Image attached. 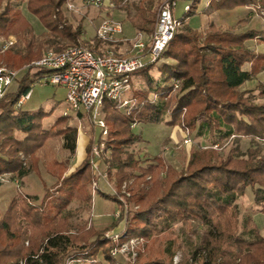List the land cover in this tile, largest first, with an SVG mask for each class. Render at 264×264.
I'll use <instances>...</instances> for the list:
<instances>
[{
	"label": "trees",
	"instance_id": "16d2710c",
	"mask_svg": "<svg viewBox=\"0 0 264 264\" xmlns=\"http://www.w3.org/2000/svg\"><path fill=\"white\" fill-rule=\"evenodd\" d=\"M69 1L0 0V37H17L15 46L0 52V64L19 72L0 98V176L9 174L22 180L31 172L38 174V153L53 138L62 141L60 148L70 156L75 154L77 130L67 124V118L58 117L49 129H43L42 121L52 110L16 108L19 98L43 75L42 71L24 67L39 59L47 47L56 52L70 46L102 51L99 42L82 39L81 25L72 27L68 23L63 8ZM188 1V9L178 18L181 24L200 13L202 0ZM23 2L43 25L45 32L41 35L31 36V26L19 7ZM207 3L204 11L208 14L253 8L264 16V0ZM155 20H150L146 6L137 5L130 23L137 32L151 35ZM247 22L243 19L238 24L245 26ZM198 37V31L187 24L175 32L160 58L161 79L148 77L147 88H132L135 104L128 113L104 101L107 136L103 146L109 154L103 165L115 193H106L95 181L91 184V140L85 146L84 159L67 175L65 164L52 160L46 170L56 181L44 187L39 201L37 197L19 194L10 200L4 213L0 212V264H98L100 255L105 262L118 264L110 254L112 248L130 238L155 242L175 224L196 229L202 226L194 250L195 256L204 253L205 264H264V236L252 218L247 222L254 237L246 240L240 236L235 210L236 201L250 188L253 206L264 214V148H251L247 157H241L239 152L241 138L248 139L251 145L264 146V102L259 101L264 98V83L242 89L264 71V53L256 50L264 46V26L235 33L210 23L201 46L196 45ZM56 39L59 41L54 43ZM170 59L174 65L165 62ZM247 64L249 69L243 70ZM173 80L180 82L176 92H172ZM166 113L169 119L165 125L182 127L211 141V147L192 148L179 170L165 165L158 156L147 158L142 165V152L133 150L142 140L132 133V126L160 123ZM17 133L23 136L16 138ZM231 138L235 146L226 152L213 149ZM130 181L132 186L126 191L130 196L126 198L121 188ZM92 192L115 202L121 210V198H125V227L117 240L105 237L116 222L101 230L87 228L86 222L77 226L71 223L73 214H90ZM72 203L78 208L71 209ZM229 242L235 249L221 254ZM162 254L163 257L134 264H172L171 243Z\"/></svg>",
	"mask_w": 264,
	"mask_h": 264
},
{
	"label": "rangeland",
	"instance_id": "374dc122",
	"mask_svg": "<svg viewBox=\"0 0 264 264\" xmlns=\"http://www.w3.org/2000/svg\"><path fill=\"white\" fill-rule=\"evenodd\" d=\"M14 1V0H13ZM83 0H78L75 2L74 6L76 7L77 11H69L65 5L63 8L64 13L69 20V24L72 27H77L78 25H81L82 30L84 32L83 39L88 40L90 42H94L95 39L93 36H95V28L94 25L97 23L98 17L101 15V12L94 9V8H84L83 7ZM145 0V4H142L143 6H146L147 11L149 13V18L151 21H154L156 19L157 10L160 4L164 0L155 1L150 4V0ZM139 3V0H129L126 5L124 6L125 9L131 11V15H133L134 7ZM188 0H176L175 6L173 8V16L176 19H180L184 15V12L186 10V4H188ZM205 1L202 0L200 3L199 9H204ZM141 5V4H140ZM20 9L22 12V15L27 20L29 25L31 26L32 37H36L41 35L45 32V29L39 19L35 17L33 14L28 12L26 9V2H23L20 4ZM255 12H252V20L250 19L251 27L255 29H262L264 26V16L261 15V13L254 9ZM135 12V11H134ZM223 13H215L208 18L203 13H198L197 15L188 18L187 24L190 28L196 29V28H204L207 27V24L210 23H218L219 26L222 29H230L235 33L244 32L245 27L243 24H238V22L235 23V19H232V21L228 20V17H222ZM112 17L114 20L120 21L122 24V34L118 36V38L125 37L127 39H132L135 33L134 28L132 27L129 20H127L123 15H118L116 13H112ZM239 20V18H237ZM248 23V22H247ZM184 23L181 24V26ZM185 25V24H184ZM180 26V27H181ZM250 26V25H249ZM179 27V28H180ZM244 27V28H243ZM205 29L203 32H198L199 37L196 45L201 46L202 44V38L205 33ZM247 31V30H246ZM12 37L16 40L17 44V37L15 35H9L4 38ZM2 38V37H0ZM59 40L56 39L54 43L58 42ZM15 44V45H16ZM14 45V46H15ZM50 48L47 47L45 51L49 50ZM144 61H147L148 58L144 57ZM168 65H174L175 61L166 60L165 61ZM162 61H159L158 63L154 64L152 67L147 69L146 71H138L137 73H134L131 75V86L133 89H139L143 90L147 88V80L148 77H151L155 80L161 79V73H160V67ZM4 64H0V67H4ZM34 72V71H33ZM261 74V73H260ZM260 74H258V79L255 80L256 82H260ZM19 76V75H18ZM165 77V75H162ZM19 78V77H18ZM254 84V86H255ZM15 86V83L13 84ZM13 86V87H14ZM253 86V87H254ZM251 87V89L253 88ZM13 89L12 87L10 90ZM247 89V88H242ZM249 90V89H248ZM31 99L21 107L23 110H34V109H43L45 112H49L52 110V113L48 115L43 121H42V127L43 129H49L55 122L58 117H62L63 113L65 112V103H64V92L61 88L49 86V85H34L32 86V92ZM150 98L152 100H155L154 96L151 95ZM260 102H264V98L259 99ZM71 116V115H70ZM67 118V124L71 127L78 128L82 127L81 134H85L84 141L91 140L92 145L89 146L90 148L93 145H98L100 140V134L101 130L97 127L92 126L86 119H81L80 122L77 119H74V117H65ZM169 115L166 113L162 121L160 123H140L135 125V127L132 129V133L134 135H137L141 138V142L137 144V146L134 147V151L140 150L142 154L140 155V159L144 160L142 162V165L146 164V160L149 157L152 156H160L163 163L165 165H171L175 167L177 170H179L182 166L186 164L187 160L189 159L190 150L192 148L196 149H202L211 147L208 137H196L194 133H191L188 131V135L190 137L191 143L185 145L183 143L186 131L182 127H169L168 125H165V122L168 121ZM171 132L173 137L169 139L168 134ZM16 136V134H15ZM16 138H21L18 134ZM230 140H227L223 143V145L213 146V149L216 150H229L230 148L234 147V142ZM241 144H239V152L241 157H247V151L251 148L256 149L257 151H262L264 146H254L251 145L249 140L247 139H240ZM240 142V141H239ZM61 140L59 138H53L51 139L47 145L38 153L39 161L38 163V174H30L23 178L22 180L13 177V175H1L0 176V212L4 213L8 207V204L10 200L16 196V195H27V196H33L37 197L38 201L41 199L44 193V187H48L52 183V179L47 176V174L44 172V168L47 164L50 165L51 161L54 159H65L66 156H70L68 152H63L61 150ZM132 150V149H131ZM109 153H105V150L100 154V172L101 174L105 175L103 178L97 176L95 173H93L94 177L91 182V184L95 181L96 185L103 189L106 193L114 194L115 188L112 181L107 178V175L105 174V169L103 162L106 156H108ZM71 157V156H70ZM39 162H41V167H39ZM163 174V173H162ZM3 179V181H1ZM149 180V178H147ZM16 180V181H15ZM132 186V181L128 182L127 184H124L121 188V193H123L126 198L130 196V194L127 191V187ZM92 188H94L91 185V191ZM125 198H121V201L123 203V209L121 210L117 204L113 201L105 200L99 197L96 193L92 192V209L89 213H76L73 214L71 218V223L74 226L80 225L83 222L87 223V228L94 227L97 230L104 229L112 222H116V227H114L111 231L106 232V235H119L123 232L125 227V216L127 213V205L125 203ZM71 209H77L78 205L76 203H72L70 205ZM235 210L237 212V216L239 219V235L244 237L246 240H250L254 237V234L252 232V229L250 227V224L247 222L249 219L252 218L254 223L257 225V228L259 229V233L261 236H264V215L257 212V209L253 206V194L250 190V188H247L245 191V194L243 197L239 198L235 203ZM99 218L104 219V221H94L98 220ZM112 220V221H111ZM111 221V222H110ZM102 222V223H101ZM202 231V226H199L197 229L194 227H189L181 224H175L173 227H171L168 231L161 234L159 238H157V241H152L145 238H130L125 240L122 244L115 246L110 250V254L112 250L115 248H119L123 245H127L130 247V244L133 245L131 252H127L124 255H114L112 257H116V261L118 264H134L138 260H144L147 258V260H152L158 257H163L162 251L165 247L168 246V243H171L172 249L174 251V254L172 256V264H205L206 262V256L203 255L204 253L195 256V250L194 247L197 243V234ZM198 232V233H197ZM109 239H112L109 237ZM114 240V239H113ZM117 240V239H115ZM27 245V242L25 243ZM235 249V246L233 243H230L223 246L221 250V254L233 251ZM99 263L98 264H109L103 260V257L99 256Z\"/></svg>",
	"mask_w": 264,
	"mask_h": 264
},
{
	"label": "built area",
	"instance_id": "2783aa9c",
	"mask_svg": "<svg viewBox=\"0 0 264 264\" xmlns=\"http://www.w3.org/2000/svg\"><path fill=\"white\" fill-rule=\"evenodd\" d=\"M82 3L86 9L94 8L101 12L97 19L94 38L101 44L102 51H91L81 46H70L59 52L49 49L39 59L25 66L24 70L43 72V75L32 86L49 85L64 90L65 112L63 117L73 116L79 122L81 119H86L92 126L101 130L98 145L91 147L89 164L93 173L103 178L105 175L101 174L99 167L100 154L104 150L103 140L107 136L103 113L104 101L112 102L117 109L124 112L130 111L135 104L131 96V75L160 61L173 35L181 26V22L173 16L175 0H164L158 7L149 44L146 45L138 35L132 43L131 52L125 56H119L112 48L116 43H126L128 40L118 39V36L122 34V24L109 15L110 10L115 7L113 2L111 0H83ZM66 7L69 11H77L70 1ZM15 44L16 40L12 37L0 38V52L8 51ZM144 57L148 60L144 61ZM18 74V71L0 67V98ZM179 84L178 80L172 81V92H176ZM32 86L19 98L16 108L20 109L29 100ZM134 127L133 125L132 128ZM76 130L79 135L82 127ZM185 131L183 143L187 145L191 143V140L188 130L185 129ZM106 237L115 240L118 235L111 234ZM132 248L133 245L130 244L128 247L125 244L112 250L111 255H124L131 252L128 249ZM72 263V261L68 262V264Z\"/></svg>",
	"mask_w": 264,
	"mask_h": 264
},
{
	"label": "crops",
	"instance_id": "0c3cea01",
	"mask_svg": "<svg viewBox=\"0 0 264 264\" xmlns=\"http://www.w3.org/2000/svg\"><path fill=\"white\" fill-rule=\"evenodd\" d=\"M78 0H70V2L71 3H73V4H75V2H77ZM112 2H113V4H114V8L112 9V10H110V12H109V15H110V17L111 18H113L112 17V13H116V14H118V15H123L127 20H129L130 21V19L131 18H133L134 17V15L136 14V6L137 5H142V4H145V0H139V3L134 7V11H133V15H131V11H129V10H127V9H125L124 8V6L126 5V3L129 1V0H111ZM148 1V0H147ZM146 1V2H147ZM155 1H159V0H150V2H148V4H150V3H152L153 4V2H155ZM176 1V0H175ZM205 1V4H204V9H199L198 10V12H200V13H203V14H205L206 15V17L208 18V16H210V15H212V14H215V13H223V14H221L222 15V17H228L229 19L228 20H230V21H232V19H235L236 21H235V23L236 22H239L240 20H243V19H247L248 20V23L244 26L246 29H245V31L246 30H259V29H255V28H252L251 27V23H250V19L252 20L253 18V16H252V12H255L254 11V9L253 8H237V9H235L234 11H219V12H215V13H211V14H208V13H206L204 10H206L207 9V7H208V0H204ZM189 4V3H188ZM188 4H186V6H188ZM237 18H239V20L237 19ZM117 21V20H116ZM184 24H187V19L186 20H184ZM214 25H216V26H218V27H220L221 25L220 24H218V23H213ZM96 25H97V23H95V25H94V28L96 27ZM188 25V24H187ZM220 25V26H219ZM250 25V26H249ZM189 26V25H188ZM207 27H208V24H207ZM207 27H204L203 29L202 28H196L195 30H197L198 32H203L204 31V29L205 30H207ZM243 27V28H244ZM135 30V33H134V36H133V38L132 39H127V38H125V37H121L122 39H126V40H128L126 43H122V42H118V43H116L115 44V46L112 48L113 49V51L114 52H116L117 53V55H119V56H122V55H127V54H129L130 52H131V46H132V43H133V41L136 39V37H138V35H140L141 36V39H142V41L146 44V45H148L149 44V40H150V35L149 34H146V33H143V32H137V30L136 29H134ZM123 32V31H122ZM83 35H84V32H83V30H82V39H83ZM121 38H118V39H121ZM91 39H95L94 38V36H93V38H91ZM88 40H90V39H88ZM88 40H86V41H88ZM95 41V40H94ZM256 50L257 51H259V52H263L264 53V46H259V47H257L256 48ZM170 61V60H169ZM249 69V65L247 64V65H245L244 67H243V70H248ZM260 82H263L264 83V71L260 74ZM254 84H255V80H252V81H250V82H247L246 84H244V86L242 87V88H247V89H251V87H253L254 86ZM63 90V89H62ZM63 92H64V90H63ZM31 99V97L29 98V100ZM28 100V101H29ZM27 101V102H28ZM26 102V103H27ZM25 103V104H26ZM34 110H36V109H34ZM24 111H33V110H24ZM18 134V133H17ZM17 134H16V136H17ZM20 137H22L23 135H21V134H18ZM83 135L85 136V134L83 133ZM84 136H82V134H81V132H80V134L79 135H77V141H76V150H75V154L73 155V156H66V158L65 159H60V161L61 162H63L64 164H65V166H66V168L68 169V171L66 172V174L65 175H67L69 172H71L75 167H77L79 164H80V162L84 159V157H85V146H87V142H88V138H87V140L86 141H84ZM168 137H169V139H171L172 137H173V135L171 134V132H169V134H168ZM241 139H245V138H241ZM247 140V139H246ZM239 144H241V140H240V142H239ZM61 145H62V141H61ZM61 150H62V148H61ZM63 152H66V151H64V150H62ZM158 157H160V156H158ZM56 160H58L59 161V159H56ZM59 161V162H60ZM40 164H39V167H41V162H39ZM48 165V164H47ZM46 165V166H47ZM46 166L44 167L43 166V168H44V172L47 174V176H49L51 179H52V183L49 185V186H51L55 181H56V178H54L53 176H51L50 174H48V171L46 170ZM39 169V168H38ZM30 174H34V173H29L28 175H30ZM27 175V176H28ZM48 186V187H49ZM43 188H44V186H43ZM262 215H264V214H262ZM94 221H104V219H102V218H99L98 220H94ZM112 221V220H111ZM110 221V222H111ZM102 223V222H101Z\"/></svg>",
	"mask_w": 264,
	"mask_h": 264
}]
</instances>
